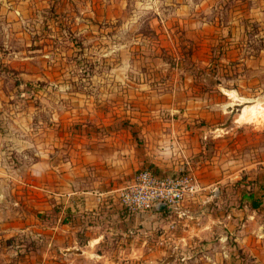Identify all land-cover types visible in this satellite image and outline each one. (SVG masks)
<instances>
[{
	"label": "rangeland",
	"instance_id": "obj_1",
	"mask_svg": "<svg viewBox=\"0 0 264 264\" xmlns=\"http://www.w3.org/2000/svg\"><path fill=\"white\" fill-rule=\"evenodd\" d=\"M117 72L136 75L135 86L148 76L157 86L151 103L197 100L208 109L198 119L207 127L201 154L224 181L222 202L197 189L179 204L181 215L166 214L174 224L187 220L188 237L171 241L174 228L162 230L109 264H224L229 244L216 239L225 231L212 220L235 209L237 237L256 233L259 222L246 219L239 198L257 179L264 185V0H0V89H23L24 106L37 105L38 89H84L80 76ZM161 86L167 90L159 97ZM216 176L193 178L212 183ZM8 183L0 186L8 190ZM18 195L2 192L0 199ZM23 219L24 207H0V264H15L10 246L21 243ZM233 250L236 264H244L236 243Z\"/></svg>",
	"mask_w": 264,
	"mask_h": 264
},
{
	"label": "crops",
	"instance_id": "obj_2",
	"mask_svg": "<svg viewBox=\"0 0 264 264\" xmlns=\"http://www.w3.org/2000/svg\"><path fill=\"white\" fill-rule=\"evenodd\" d=\"M135 77L124 72L82 75L77 81H86L84 89L36 90L37 105L27 100L24 106L21 88L0 89V185L10 181L8 190L0 186V194H23L0 199L2 208L24 207L21 233L16 234L21 243L10 246L15 264H109L110 258L135 253L137 244L160 237L162 230L174 228L167 238L171 241L188 237L192 226L186 219L174 224L165 207L134 213L122 206L119 192L141 168L161 177L219 175L212 183L194 181L196 190L218 194L222 202L218 186L224 180L217 165L201 154L207 127L198 119L208 109L197 100L151 103L157 86L148 76L135 86ZM160 89L162 97L167 89ZM184 90L187 94L191 89L185 85ZM253 184L250 194L258 206L239 199L246 219L259 218L256 233L232 235V228L237 229L233 208L224 213L225 220H212L225 231L216 239L229 244L222 250L224 264L237 262L234 243L246 258L244 264H264V185L261 179ZM202 225L206 239L210 224Z\"/></svg>",
	"mask_w": 264,
	"mask_h": 264
},
{
	"label": "built area",
	"instance_id": "obj_3",
	"mask_svg": "<svg viewBox=\"0 0 264 264\" xmlns=\"http://www.w3.org/2000/svg\"><path fill=\"white\" fill-rule=\"evenodd\" d=\"M196 190L191 174L161 177L148 168L138 170L133 181L119 192V201L128 212H146L157 203L176 215H181L178 206L184 196Z\"/></svg>",
	"mask_w": 264,
	"mask_h": 264
},
{
	"label": "trees",
	"instance_id": "obj_4",
	"mask_svg": "<svg viewBox=\"0 0 264 264\" xmlns=\"http://www.w3.org/2000/svg\"><path fill=\"white\" fill-rule=\"evenodd\" d=\"M242 197L243 198H246V200L248 201V204H249V206L251 208H255L259 204V202L252 197V195L250 194V192H247V194H243Z\"/></svg>",
	"mask_w": 264,
	"mask_h": 264
},
{
	"label": "water",
	"instance_id": "obj_5",
	"mask_svg": "<svg viewBox=\"0 0 264 264\" xmlns=\"http://www.w3.org/2000/svg\"><path fill=\"white\" fill-rule=\"evenodd\" d=\"M164 207V204L163 203H157L156 205H155V208L157 209V210H160V209H162Z\"/></svg>",
	"mask_w": 264,
	"mask_h": 264
},
{
	"label": "bare ground",
	"instance_id": "obj_6",
	"mask_svg": "<svg viewBox=\"0 0 264 264\" xmlns=\"http://www.w3.org/2000/svg\"><path fill=\"white\" fill-rule=\"evenodd\" d=\"M240 116V115H239ZM241 116H243V115H241ZM244 117V116H243ZM245 118H248V117H245Z\"/></svg>",
	"mask_w": 264,
	"mask_h": 264
}]
</instances>
